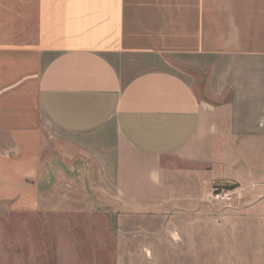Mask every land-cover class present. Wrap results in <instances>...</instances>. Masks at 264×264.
<instances>
[{
	"label": "crops",
	"instance_id": "crops-1",
	"mask_svg": "<svg viewBox=\"0 0 264 264\" xmlns=\"http://www.w3.org/2000/svg\"><path fill=\"white\" fill-rule=\"evenodd\" d=\"M61 139L123 212L210 180L264 190V0H0V264L139 263L145 247L41 197ZM236 207L224 227L248 230L220 251L264 264V198Z\"/></svg>",
	"mask_w": 264,
	"mask_h": 264
},
{
	"label": "rangeland",
	"instance_id": "rangeland-1",
	"mask_svg": "<svg viewBox=\"0 0 264 264\" xmlns=\"http://www.w3.org/2000/svg\"><path fill=\"white\" fill-rule=\"evenodd\" d=\"M175 67L180 69L179 71H187L184 70L186 67ZM199 95L203 97L202 92H199ZM223 99L224 102L229 101L228 96ZM235 145L241 146L243 151L246 150L243 143ZM261 146L259 155L264 157V145ZM43 155H45L43 162L47 164L42 169L40 181L50 186L41 197L55 200L57 203L65 201V211H81L87 215L93 213V233L96 232L99 238L114 233L111 240L108 236V242L111 245L113 241V246L116 248L122 244L124 247L125 244H129L128 247L133 245V248L145 247L144 255L140 256L141 261L136 264H232V259L224 258L220 250H224L225 247L232 248L234 239L227 238L224 234L228 233V229H234L232 226L238 231L248 230L249 224L236 217L224 227L223 221L235 214L239 216L244 214L237 212V205L241 206L246 201L264 198V195H261L264 190L257 185L248 189L241 183L201 181L202 185H197L186 192H178L177 198L180 199H177V203L172 205L168 203L141 212L142 216L150 217L145 222L124 223L119 220L118 215L124 217L138 215L140 212H123L112 205V195L108 190L102 189L103 185L99 177L94 173L81 174L83 167H88L82 163L72 147L68 148L61 139L57 143H50L49 149ZM241 164L236 167L238 171L244 172L248 169L245 165H249L248 162L241 161ZM257 164L260 169L263 168L261 164ZM224 185L239 189L232 209L207 200L212 187ZM91 200L94 203L93 212L90 211L92 209L88 204ZM135 218L137 219V216ZM242 241L246 242V240ZM220 246L224 247L221 249ZM117 250L114 249V252Z\"/></svg>",
	"mask_w": 264,
	"mask_h": 264
},
{
	"label": "built area",
	"instance_id": "built-area-1",
	"mask_svg": "<svg viewBox=\"0 0 264 264\" xmlns=\"http://www.w3.org/2000/svg\"><path fill=\"white\" fill-rule=\"evenodd\" d=\"M238 193L239 189L236 187L227 188L225 186H214L208 194L207 200L210 203L232 209L234 207V201Z\"/></svg>",
	"mask_w": 264,
	"mask_h": 264
},
{
	"label": "trees",
	"instance_id": "trees-1",
	"mask_svg": "<svg viewBox=\"0 0 264 264\" xmlns=\"http://www.w3.org/2000/svg\"><path fill=\"white\" fill-rule=\"evenodd\" d=\"M225 187H227V188H232L233 186H229V185L227 186V185H225Z\"/></svg>",
	"mask_w": 264,
	"mask_h": 264
}]
</instances>
